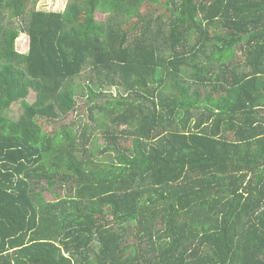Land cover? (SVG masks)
<instances>
[{
    "label": "trees",
    "instance_id": "obj_1",
    "mask_svg": "<svg viewBox=\"0 0 264 264\" xmlns=\"http://www.w3.org/2000/svg\"><path fill=\"white\" fill-rule=\"evenodd\" d=\"M39 1L0 0V264H264V0Z\"/></svg>",
    "mask_w": 264,
    "mask_h": 264
},
{
    "label": "rangeland",
    "instance_id": "obj_2",
    "mask_svg": "<svg viewBox=\"0 0 264 264\" xmlns=\"http://www.w3.org/2000/svg\"><path fill=\"white\" fill-rule=\"evenodd\" d=\"M66 2H67V0H40L37 8L41 11H49V10L63 11L64 8L66 7ZM97 19L98 20H105L106 15L103 13H97ZM17 49L21 53H26L28 51V49H29V38L27 35H21V37L18 39ZM83 81L84 80L81 79L79 81V83H77V85H76V90L78 91V94L81 97L85 96L87 93L86 87L84 86V84H86V82H83ZM107 92H108V94L109 93L113 94L114 89H109V90H107ZM35 96H36V94L33 92L29 97L30 101H34ZM85 101H86V98H82L81 104H83ZM12 107L14 108L12 110L13 111L12 116L17 118L21 112L20 107H19V105L18 106L13 105ZM82 120H84L86 122L90 121V119L88 117L77 118L75 115L69 114V116L67 117V120L64 124H72L74 122L81 123ZM58 129H60L59 125H49L46 127V131H48V132H54L55 130H58ZM98 134L96 136V139L98 140V144L91 147L93 150H96L97 148L100 147V145L103 144L101 131L98 130ZM48 198L54 199V197H52V195H50V194L48 195Z\"/></svg>",
    "mask_w": 264,
    "mask_h": 264
}]
</instances>
